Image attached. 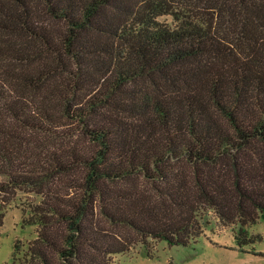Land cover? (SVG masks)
Masks as SVG:
<instances>
[{
    "label": "trees",
    "instance_id": "obj_1",
    "mask_svg": "<svg viewBox=\"0 0 264 264\" xmlns=\"http://www.w3.org/2000/svg\"><path fill=\"white\" fill-rule=\"evenodd\" d=\"M170 13L174 26L157 21ZM35 226L2 264H107L237 245L264 220V0H0V208Z\"/></svg>",
    "mask_w": 264,
    "mask_h": 264
},
{
    "label": "rangeland",
    "instance_id": "obj_2",
    "mask_svg": "<svg viewBox=\"0 0 264 264\" xmlns=\"http://www.w3.org/2000/svg\"><path fill=\"white\" fill-rule=\"evenodd\" d=\"M155 19L166 26H174L176 20L170 13H161ZM13 198L3 210L0 208V264L10 258L12 244L20 242L22 249L35 235V226L20 221V202L37 198L16 188ZM203 234L185 244H168L147 236L145 247L150 256H141L142 245L134 243L127 251L107 257V264H264V220H257L247 227L256 238L237 245L233 235L234 224L222 225L208 209L202 214Z\"/></svg>",
    "mask_w": 264,
    "mask_h": 264
}]
</instances>
